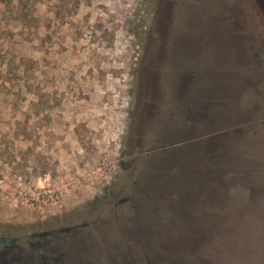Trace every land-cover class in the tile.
Instances as JSON below:
<instances>
[{"label":"rangeland","instance_id":"374dc122","mask_svg":"<svg viewBox=\"0 0 264 264\" xmlns=\"http://www.w3.org/2000/svg\"><path fill=\"white\" fill-rule=\"evenodd\" d=\"M173 1L169 21L174 27L167 41L178 52L194 36L199 15L181 0ZM157 2L0 0V237L21 235L38 220H80L109 188L159 163L144 151L154 143L150 139L167 109L159 105L143 121L138 111L143 101L156 103L146 97L145 86L146 68L155 61ZM202 6L212 12L210 21L225 17L237 23L241 49L255 52L256 69L264 71V29L249 13L250 1L205 0ZM239 70V81L247 78L252 85L256 73ZM234 95L235 104L227 110L234 120L202 126L201 145L193 137L169 142L179 154L176 165L185 164L183 156L190 154L196 163L188 165L198 169L199 151L203 163L209 152L232 145L244 149L251 144L245 138L264 134V85L239 87ZM140 124L150 139L144 135L139 146ZM206 168L201 165L202 191L210 181ZM203 194L211 205L207 215L202 212V264H264L262 234L241 228L247 223L234 216L222 219L210 186ZM149 219L137 227H152ZM109 239L115 243L122 237ZM179 262L187 264L184 256Z\"/></svg>","mask_w":264,"mask_h":264},{"label":"flooded vegetation","instance_id":"af4514ba","mask_svg":"<svg viewBox=\"0 0 264 264\" xmlns=\"http://www.w3.org/2000/svg\"><path fill=\"white\" fill-rule=\"evenodd\" d=\"M196 1L189 5V0H181L188 10L199 15V21L194 38L188 30L191 38L180 44L178 52L172 51L167 41L172 26L169 14L174 9L170 2L174 1L158 0L156 6L155 61L146 68L145 87L146 97L159 104L143 101L139 120L161 106L167 112L160 118L161 127L155 129L152 139L140 130L142 124L137 139L139 146L144 135L154 142L144 154L158 157L159 163L136 172L131 181L109 188L98 206L88 207L87 215L80 220H38L21 235L1 236L0 264H180L183 256L187 264H202V152L199 151L198 169L192 165L196 161L190 154L183 156L187 163L176 165L174 160L179 154L175 155L177 149H172L169 142L193 137L192 142L199 141L201 145L202 126L234 120L232 113H227L229 105L235 104L234 93L239 87L264 85V71L256 69L260 61L255 52L241 49L237 23L225 17L210 21L212 12L202 6L205 0ZM249 1V13L258 16L264 29V1L262 6L258 0ZM217 3H211V9ZM235 8L231 7L232 13ZM173 27L174 24L172 31ZM231 66H237V72L244 67L246 73H256L252 85L247 78H226L235 75ZM165 161H169L167 165ZM148 207L144 215L135 214ZM133 211L135 218L131 220ZM196 211L198 214H194ZM142 219L152 220V227H137ZM113 236L122 239L112 243L109 237Z\"/></svg>","mask_w":264,"mask_h":264},{"label":"water","instance_id":"95a60500","mask_svg":"<svg viewBox=\"0 0 264 264\" xmlns=\"http://www.w3.org/2000/svg\"><path fill=\"white\" fill-rule=\"evenodd\" d=\"M253 154V157L248 154L246 157L245 153L236 156L230 148L209 152L202 163L204 167L207 165L210 178L202 191V212L207 215L210 210L211 204L203 198L204 191L210 186L214 200L220 204L217 207L224 212L222 219L234 216L236 222L247 223L241 228L254 234L260 232L264 239V212H260L264 209V157ZM246 216L251 217L250 220L245 221Z\"/></svg>","mask_w":264,"mask_h":264},{"label":"crops","instance_id":"0c3cea01","mask_svg":"<svg viewBox=\"0 0 264 264\" xmlns=\"http://www.w3.org/2000/svg\"><path fill=\"white\" fill-rule=\"evenodd\" d=\"M230 68H231V72H232V71H235L237 69V66L234 67V68H233V66H231ZM236 72L237 71L233 72V73H235V75L230 74V77L232 78L234 76L237 79L238 74ZM245 140L247 142L251 143L246 148H244L245 150L244 149H241L239 147H234L233 148V145H232V149H230L231 152L234 153V154H236V156H239V155L245 153L244 156H246V157H249L246 154H248L251 157H253L254 156V154H253L254 152L255 153H258V154L262 153L261 157H264V134L262 136H259L257 134L256 135V138H250L249 137V138H245Z\"/></svg>","mask_w":264,"mask_h":264},{"label":"built area","instance_id":"2783aa9c","mask_svg":"<svg viewBox=\"0 0 264 264\" xmlns=\"http://www.w3.org/2000/svg\"><path fill=\"white\" fill-rule=\"evenodd\" d=\"M1 182V181H0Z\"/></svg>","mask_w":264,"mask_h":264},{"label":"trees","instance_id":"16d2710c","mask_svg":"<svg viewBox=\"0 0 264 264\" xmlns=\"http://www.w3.org/2000/svg\"><path fill=\"white\" fill-rule=\"evenodd\" d=\"M262 124V123H261Z\"/></svg>","mask_w":264,"mask_h":264}]
</instances>
